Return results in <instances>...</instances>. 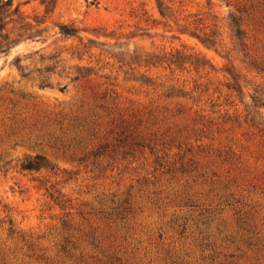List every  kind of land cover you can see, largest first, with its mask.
<instances>
[{"label": "rangeland", "instance_id": "rangeland-1", "mask_svg": "<svg viewBox=\"0 0 264 264\" xmlns=\"http://www.w3.org/2000/svg\"><path fill=\"white\" fill-rule=\"evenodd\" d=\"M43 1L0 33V264H264V0Z\"/></svg>", "mask_w": 264, "mask_h": 264}, {"label": "trees", "instance_id": "trees-1", "mask_svg": "<svg viewBox=\"0 0 264 264\" xmlns=\"http://www.w3.org/2000/svg\"><path fill=\"white\" fill-rule=\"evenodd\" d=\"M53 1L54 0H44L43 1V3L45 4V13H50V11H52L54 7ZM11 6H12V0H5V1L0 0V33L1 31L4 30V26L6 24L4 20L13 14H16V12L18 11L17 8H15L13 11H10ZM157 7L159 9L160 15L164 17V12L168 10V8L162 7L161 4H158ZM233 27L235 28L233 32L234 38L238 42H241L242 33L236 21L233 22ZM58 30L61 35L67 36V37L74 36L78 32V29L72 25L70 26L58 25ZM197 38L203 45L213 46V43L209 39L199 38V37ZM0 39L6 40L7 37L2 36L0 34ZM260 106L264 108V104H261ZM47 167H48V164L44 161V159L38 156H35L33 159L25 160V162L21 164V169L25 171L39 170L40 168H47Z\"/></svg>", "mask_w": 264, "mask_h": 264}]
</instances>
